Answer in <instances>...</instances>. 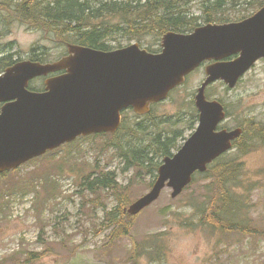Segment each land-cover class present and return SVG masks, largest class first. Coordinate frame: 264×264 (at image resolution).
Listing matches in <instances>:
<instances>
[{
  "label": "rangeland",
  "instance_id": "obj_1",
  "mask_svg": "<svg viewBox=\"0 0 264 264\" xmlns=\"http://www.w3.org/2000/svg\"><path fill=\"white\" fill-rule=\"evenodd\" d=\"M8 1L12 8L0 10V29L4 30L0 33L11 30V33L20 34L19 48L22 49L33 37L24 35L27 29H33L31 33L34 34V29H45L48 37L54 39L56 35L51 28L56 26L46 21H28L24 8H16L23 0ZM24 1L28 6L38 1L42 7L49 3L56 5L60 0ZM88 1L96 4L110 0ZM167 1L176 9L172 0ZM176 1L181 8L188 7L192 13L200 14L202 0ZM235 1L234 20L254 11L243 0ZM256 2L252 0L253 8L258 11L260 7ZM225 5L231 6V0H225ZM57 27L65 29L62 23ZM109 33L103 41L111 48L138 42L141 46L157 49L161 37L155 32L137 35L138 39H130L128 34ZM75 36L69 40L62 35L65 43L79 42ZM50 46L55 53L56 44ZM204 74V66L196 69L154 109V114L160 118L156 121L162 126V134L178 138V144L197 124L193 97ZM206 95L221 99L225 104L228 115L223 122L225 127H233L247 119L264 125V59L243 75L233 89L216 81L206 90ZM124 115L129 123H151L150 118L137 117L130 109ZM106 141L107 138L101 136L82 137L47 155V160L26 164L21 171L4 179L8 181H0V264H264V182L256 178H252L258 182L248 212L251 225L260 231L255 237L233 232L223 234L198 223L199 207L209 182V178L198 177L176 198H171V190L164 188L154 203L131 220L128 235L112 238L113 228L106 220V213L114 208L117 210L116 197L110 188L92 190L88 183L102 177L103 172H114L117 184L126 188L129 201H132L149 190L152 174L143 168H125L124 157L115 145L106 144ZM138 141L139 147L151 145L147 140ZM146 151L153 159L152 164L160 159L152 149L147 147ZM234 153L225 155V160L233 159ZM242 162L245 169L264 178V149L247 155ZM14 180L28 181L34 188L22 190L12 186ZM28 251L44 253V256L26 261ZM13 255L16 259L10 260Z\"/></svg>",
  "mask_w": 264,
  "mask_h": 264
},
{
  "label": "water",
  "instance_id": "obj_2",
  "mask_svg": "<svg viewBox=\"0 0 264 264\" xmlns=\"http://www.w3.org/2000/svg\"><path fill=\"white\" fill-rule=\"evenodd\" d=\"M161 46L159 53H152L138 43L111 51L68 44L69 54L53 65L24 64V69H16L6 79L13 85L51 70L65 73L49 79L46 92L27 93L5 108L0 116V172L77 136L115 133L123 109L131 107L140 115L149 112L151 104L164 100L202 62L212 61L205 66V79L194 96L196 130L173 156L164 158L151 189L123 211L136 215L165 186L176 197L195 171H204L241 133L239 128L217 130L225 107L218 99L208 98L205 88L218 80L233 88L264 57V5L240 21L207 23L189 33L167 31ZM6 116L16 119L6 123Z\"/></svg>",
  "mask_w": 264,
  "mask_h": 264
},
{
  "label": "trees",
  "instance_id": "obj_3",
  "mask_svg": "<svg viewBox=\"0 0 264 264\" xmlns=\"http://www.w3.org/2000/svg\"><path fill=\"white\" fill-rule=\"evenodd\" d=\"M172 1L176 9L172 8V4L167 0H144L142 2L110 0L96 4L88 0H60L55 2L56 5L49 3L42 7L39 2H33L31 6H28L26 1H22L20 7L24 8V15L30 20H38L41 23L46 21L50 26L58 22L64 24L66 38L73 39L77 35L81 44L107 49L103 39L110 35V31L112 35L128 34L130 39H138L137 35L152 32L161 36L169 29L177 32L191 31L202 23L227 22L234 19L232 7L237 3L231 0V6L228 7L225 5V0H202L199 6L200 14L196 15L188 7L181 8L176 0ZM243 2L251 5L250 8L255 10L252 0H243ZM256 3L260 7L264 4V0H257ZM10 5L8 0H0V9L11 10ZM51 12H54V15L50 14ZM114 38L116 37L113 36ZM153 109L146 116L151 119L150 125H142L139 122L129 123L124 118L118 132L90 136L106 137V144L115 145L127 163L125 168L132 166L143 168L155 178L160 159L172 155V150L178 147L176 142L178 138H170L162 134L160 131L162 127L157 123L158 116L154 114ZM240 127L243 129V135L235 142L234 148L238 155L244 157L258 149L257 143L264 145V125L251 122ZM139 139L142 140L141 142L147 140V143L151 145L145 144L139 147L137 145ZM147 147L160 158L154 164L151 163L153 159L149 157L150 153L146 151ZM258 175L256 172L245 169L244 162L233 163L231 161L218 164L202 174L205 178H209V182L206 185L207 194L203 195L204 200L199 207L201 216L198 222L213 230H219L223 234L238 232L240 235L257 236L260 231L251 225L248 212L252 207L258 182L252 178L264 182V178ZM16 179L25 180L21 177ZM153 179L150 183H153ZM11 184L22 190L29 187L34 188L28 181L14 180ZM88 188L92 190L111 189L118 205L117 210L114 208L106 213V220L113 228L110 235L112 238L127 235L131 219L123 214L122 207L129 201V197L126 188L117 184L115 173L103 172L102 177L88 183ZM43 256L44 253L28 251L26 261L40 259ZM15 259L13 255L10 260Z\"/></svg>",
  "mask_w": 264,
  "mask_h": 264
},
{
  "label": "flooded vegetation",
  "instance_id": "obj_4",
  "mask_svg": "<svg viewBox=\"0 0 264 264\" xmlns=\"http://www.w3.org/2000/svg\"><path fill=\"white\" fill-rule=\"evenodd\" d=\"M53 23L51 26H56ZM55 33V37L49 38L45 29H34L36 34L31 33L33 29H27L24 35H33L28 39L26 48H19L21 44V35L18 33H11V30L7 33H0V77H2L7 70L15 67L18 64L23 63H36V64H49L58 61L65 56V41L62 37L64 34L61 28H51ZM4 31L0 29V32ZM63 34H62V33ZM56 44L57 50L54 53L50 45ZM91 47V46H89ZM58 74V73H56ZM56 74L39 75L30 79L24 86V89L28 92H43L45 80ZM21 84L19 90L2 89L0 86V114L3 108L11 102H14V98L9 96L22 90ZM227 119V117H226ZM225 124V123H224Z\"/></svg>",
  "mask_w": 264,
  "mask_h": 264
},
{
  "label": "bare ground",
  "instance_id": "obj_5",
  "mask_svg": "<svg viewBox=\"0 0 264 264\" xmlns=\"http://www.w3.org/2000/svg\"><path fill=\"white\" fill-rule=\"evenodd\" d=\"M38 2V1H37ZM13 3V2H12ZM14 3H15V1H14ZM17 8V7H16ZM1 10V9H0ZM6 11V10H5ZM5 11H4V13H5ZM40 16V15H39ZM42 19H44V18H42ZM60 20V19H59ZM61 21V20H60ZM64 22V21H63ZM57 23V22H56ZM85 24V23H84ZM57 25H59V22H58V24ZM57 25H56V27H57ZM61 26V25H60ZM54 27V26H53ZM58 28V27H57ZM63 29V28H62ZM87 31V30H86ZM85 31V32H86ZM111 32V31H110ZM68 35V34H67ZM84 35H86V34H84ZM75 37H77V36H75ZM84 37V36H83ZM79 38V37H78ZM100 38V37H99ZM101 39V38H100ZM78 41V40H77ZM81 41V40H80ZM71 44H73V45H76V46H84V47H88V48H94V47H89L88 45H84V44H81V43H79V42H70ZM232 112V111H231ZM239 129L241 130V132H242V134H243V129H242V127H240L239 126ZM171 141V140H170ZM147 149V148H146ZM135 152V151H134ZM152 157V156H151ZM158 158V157H157ZM154 164V163H153ZM158 164V163H157ZM131 166V165H130ZM141 166V165H140ZM152 166V165H151ZM122 205H123V203H122ZM123 212V211H122ZM117 213V212H116ZM112 214V213H111ZM117 217V216H116Z\"/></svg>",
  "mask_w": 264,
  "mask_h": 264
}]
</instances>
